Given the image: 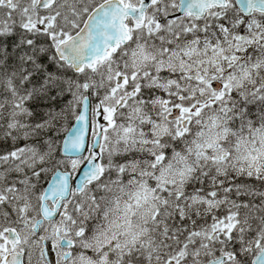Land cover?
Here are the masks:
<instances>
[{
    "label": "snow or ice",
    "instance_id": "6c2138e0",
    "mask_svg": "<svg viewBox=\"0 0 264 264\" xmlns=\"http://www.w3.org/2000/svg\"><path fill=\"white\" fill-rule=\"evenodd\" d=\"M0 264H264V0H0Z\"/></svg>",
    "mask_w": 264,
    "mask_h": 264
}]
</instances>
